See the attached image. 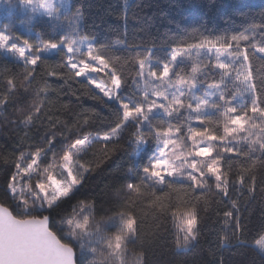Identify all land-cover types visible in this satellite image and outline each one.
<instances>
[{
    "label": "snow or ice",
    "instance_id": "obj_1",
    "mask_svg": "<svg viewBox=\"0 0 264 264\" xmlns=\"http://www.w3.org/2000/svg\"><path fill=\"white\" fill-rule=\"evenodd\" d=\"M23 2L34 5L33 10L42 9L49 16L54 12L52 0ZM249 39L240 33L230 36L226 43L223 37L203 38L186 48H173L170 62L163 64L159 72L149 69L147 58L136 60L141 78L147 73L150 79L164 84L172 71L171 62L184 51L196 48L215 53L212 68L219 71L221 78L209 87L219 89L229 76L239 85L231 98L219 93L223 105L219 121L204 118L200 113L206 107L220 105H209L199 98L193 106L180 96L169 99L164 91H153L151 99L145 91L140 97L142 102H133L121 95L124 81L114 64L101 55L100 48L89 47L83 54L84 59L75 63L72 58L66 59L65 64L71 70L67 74L71 78L87 74L96 77L87 80L85 98L106 107L110 113V119L105 118L109 121L108 127L92 128L97 111L81 108L71 122L56 118L60 128L45 134L43 147L19 149L18 153L0 157L3 185L0 189V264H82L81 251L86 247L93 257L89 264H149L144 246L160 238L161 223L171 219L177 230L174 248L177 252L187 251L199 236L202 211L220 218L225 229L219 235L221 248L246 244L264 258V214L259 230L251 241L246 240L243 234L248 224L242 222L239 200L242 196L247 206L259 194L264 209V84L257 85L252 71L254 57L264 56V46L258 42L249 44ZM73 43L61 37L35 44L0 31V51L25 62L23 81L28 88L35 83L37 95L44 93L45 100L52 104L55 101L47 94H58V89L50 80L63 79L64 74L40 56L61 45L70 54ZM222 56L233 63L239 60L241 64L233 69L232 64L221 60ZM199 70L193 67L189 77H179L176 83L194 87ZM9 72L11 68L7 65L0 69V75ZM101 73L108 77L106 81L100 78ZM41 75L48 79L41 81ZM5 80L10 86L14 84L11 75L5 76ZM241 90L248 94L249 100L246 105L233 106ZM61 108L70 111L71 105L62 103ZM184 108L195 114L186 125L164 122L155 125L149 120L156 110L172 117ZM41 110L38 103L33 116ZM33 116L27 119L32 120ZM130 125V142L134 146L153 142L152 155L141 157L142 162L135 168L128 166L115 183L108 182L98 192L92 189L81 196L86 177L112 158L119 148L116 141ZM145 125L148 131H144ZM93 141L102 146L96 151L95 164L81 162L80 158L92 150ZM241 142L246 146L243 149ZM49 154L50 159L45 161L43 157ZM21 181L25 182V191L31 194L27 199L18 194ZM73 199L76 201L74 213L58 219L57 209ZM213 203L223 207L214 209ZM149 216L152 231L147 235L151 239L146 241L143 229ZM61 224L67 225L70 233L62 231ZM229 229L231 235L227 232ZM84 237L88 238L87 245ZM130 246L133 258L128 261Z\"/></svg>",
    "mask_w": 264,
    "mask_h": 264
},
{
    "label": "trees",
    "instance_id": "obj_2",
    "mask_svg": "<svg viewBox=\"0 0 264 264\" xmlns=\"http://www.w3.org/2000/svg\"><path fill=\"white\" fill-rule=\"evenodd\" d=\"M66 10L53 18H36L28 21L21 13L9 14L0 18V31L18 35L30 42L39 44L41 40L81 39L92 48H100L101 55L111 61L123 79L121 95L133 102H142L141 94L151 88L152 80L144 79L138 75L136 60L147 58L146 64L150 70L159 72L161 66L170 62V54L173 48H186L190 44L198 43L201 39H215L223 37L224 42L232 35L244 33L249 36L247 43L258 42L264 46V0H63ZM87 39H84V38ZM102 46V47H101ZM251 51V50H250ZM83 60L84 57H77ZM40 59L48 61L57 72L63 73V79L52 78L50 82L58 89V94L48 93L54 104L45 100V94L37 95L35 83L31 88L23 81L24 63L13 56H5L0 51V69L5 65L11 68V72L0 75V157L8 156L19 149H31L44 146L46 133L59 129L56 118L71 122L81 108H94L98 115L94 118L91 127L103 130L108 127L110 113L101 103H96L85 98L87 80L80 77L73 79L67 73L65 60L68 59L63 45L56 50L42 53ZM215 53L209 54L207 49L191 48L184 51L174 62H171V74L168 77V86L179 89L182 92L181 99L192 104V97L206 100L209 95L212 98L206 100L209 105L219 104L218 108L206 107L200 114L204 118L214 121L222 119L223 105L219 101V93L226 98H231L239 85L233 83L232 76L224 79L221 87L211 88L209 84L220 80L221 74L212 68ZM233 69L241 64V61L229 60ZM64 65L63 67H59ZM193 67L200 70L194 77L195 86L192 88L178 84L179 77H189ZM258 86L264 84V56L256 55L253 59V69ZM14 77V84L8 85L5 76ZM147 77V75H146ZM96 78V77H95ZM100 78L108 77L101 73ZM48 79L45 75L40 80ZM158 83V81H157ZM27 88V90H26ZM238 95L233 101V106L241 103L247 104V93ZM80 97V99H77ZM43 101V103H40ZM41 111L38 115L37 104ZM62 103L71 105L70 111H63ZM195 114L184 108L172 117H166L161 111L150 114L149 120L155 125L159 122L186 125L189 118ZM33 116L32 120H28ZM194 127L196 125H193ZM63 130V129H60ZM220 131V129H216ZM132 125L122 134L116 143L119 145L116 153L103 167L86 177L85 185L81 188L80 195L88 194L95 189L97 192L103 186L115 183L119 174L128 166L136 167L141 163V157L152 155L155 144L150 142L146 146H134L130 142L129 133ZM144 131H148L144 126ZM243 135V134H241ZM241 148L246 146L241 142ZM101 145L93 141V148L84 154L81 162H96V151ZM59 151V146H57ZM139 153V155H137ZM45 161L50 159V154L43 157ZM58 174L59 173V170ZM62 175V174H61ZM2 177V173H0ZM0 183V189H2ZM18 194L27 199L31 194L25 191V182H20ZM235 195V194H234ZM99 198V197H98ZM242 213V222L248 224V230L243 234L245 239L251 241L262 223L260 195L250 201L247 206L243 197H239ZM75 199L66 201L57 209L58 219H63L74 213ZM223 205L213 203V208H222ZM150 211V210H149ZM202 221L197 240L187 251L179 252L174 248L177 234L174 223L169 219L161 223L159 239L152 243H145V251L149 264H264V258L246 244L219 246V235L225 229L222 228L220 218L212 212H201ZM151 217L149 216L144 226L146 241L151 239L147 235L152 231ZM64 232L70 233L67 225L61 224ZM231 235L230 229L227 230ZM87 237L83 242L87 245ZM80 238L77 237V243ZM92 253L87 247L81 251L82 264H89ZM132 250L129 247L126 259L132 260Z\"/></svg>",
    "mask_w": 264,
    "mask_h": 264
},
{
    "label": "rangeland",
    "instance_id": "obj_3",
    "mask_svg": "<svg viewBox=\"0 0 264 264\" xmlns=\"http://www.w3.org/2000/svg\"><path fill=\"white\" fill-rule=\"evenodd\" d=\"M66 6L67 5L63 0H52V7L54 9V12L51 16H49L42 9L37 8L36 10H33L34 5H29L27 3H24L23 0H0V18H3V16L8 17L9 14H13V13H17V12L21 13L22 16L23 15L26 16V19L28 21H33L36 18H53V17L57 16L59 13H62L63 11H65ZM67 41H74V43L72 44L73 50L70 54H68V58H72L74 63L79 61V59L77 57L83 56V54L86 52V50L89 47H91L88 43H86L85 41H83L81 39H77V38L66 39L65 42H67ZM77 49H78V51H77ZM52 51L53 50H49L45 53L52 52ZM3 54L5 56L15 57L14 55H10L6 52H3ZM26 55H28V53H26ZM15 59H17L18 61H22L16 57H15ZM221 60L225 63H227V61H229L227 56H222ZM22 62L25 63L24 61H22ZM91 66L95 67L96 65L92 64ZM146 75H147V73H145L141 79H142V81H144V79L152 80L151 88L146 89L145 86L143 88L144 92L146 91L148 93L149 99L152 98V92L153 91H164L166 96L169 99H171L174 95L180 96V98L182 97L181 96L182 92L179 91V89L168 86V84H167L168 82L161 84V82L158 81V83H157V80L150 79L149 76L147 75V77H146ZM80 78L85 79V80L95 79V77L93 75H90V74H87L85 76H81ZM210 98H212V95H209L206 98V100H209ZM160 102L162 103L163 101H160ZM196 103H198V100L196 98L192 97V105L195 106ZM158 111H160V110H158Z\"/></svg>",
    "mask_w": 264,
    "mask_h": 264
}]
</instances>
